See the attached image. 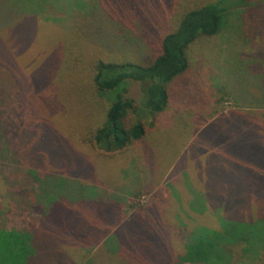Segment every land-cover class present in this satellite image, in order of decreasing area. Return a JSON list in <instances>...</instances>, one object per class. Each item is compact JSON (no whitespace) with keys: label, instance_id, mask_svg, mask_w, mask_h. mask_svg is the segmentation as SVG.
<instances>
[{"label":"trees","instance_id":"1","mask_svg":"<svg viewBox=\"0 0 264 264\" xmlns=\"http://www.w3.org/2000/svg\"><path fill=\"white\" fill-rule=\"evenodd\" d=\"M79 1L82 3L77 6V0H0V86L11 92L17 89L22 95L26 84L39 83L43 78L38 76L30 82L25 77L19 80L20 73L6 65L3 57L16 47L35 51L44 46L45 53L48 37H35L33 32L38 28L49 34L58 29L67 31L70 37L60 41L58 54H52L51 62L55 68L59 66L79 77L84 68L91 96L109 98L99 118L95 117L96 124L87 127L83 138L101 154L139 145L155 115L167 106L169 86L187 71V50L191 44L217 36L230 11L246 10L264 2L184 1L173 30L163 36L155 53L140 60V40L134 25L122 21L112 24L103 7L111 0ZM68 4H73L75 11L70 21L64 17ZM77 14L83 19L76 20ZM92 34H99L103 38L99 39L104 40L96 48L115 55L127 54L131 60L93 58L89 62L84 54L90 46L85 48V44H89ZM6 48L10 51L6 52ZM49 54L50 51L46 55ZM48 86L51 87H42L38 94L41 98L46 99L50 90L55 93V86ZM258 91L255 103L240 106L260 113L264 122V87ZM237 98L233 96L235 102ZM53 112L54 118L63 113ZM58 165L39 164L38 168L26 170L24 179L36 183L27 195L28 207L40 212L44 223L36 231L0 232V264H46L43 261L48 254L56 260L48 264H106V260L115 264H251L264 256V180L247 176L248 171L243 170V182H226L228 186L210 180L215 179L210 170L208 179H203L202 173L199 179L203 188L194 185L198 191L195 194L201 192L205 202L202 208L193 206L194 197L184 204L178 201V208H171L174 199L167 197L164 203L154 201L125 213L123 194L111 191L106 183L94 178L91 167H69L73 173L66 176L55 171ZM182 224L188 235L178 245L177 230Z\"/></svg>","mask_w":264,"mask_h":264},{"label":"rangeland","instance_id":"2","mask_svg":"<svg viewBox=\"0 0 264 264\" xmlns=\"http://www.w3.org/2000/svg\"><path fill=\"white\" fill-rule=\"evenodd\" d=\"M111 1L103 5L111 23L134 25L142 60L155 53L163 36L173 30L184 1L194 4L203 0ZM81 3L77 0V6ZM71 6L64 8L68 21L74 19ZM75 18L83 19L78 14ZM96 18L101 19V15ZM41 31L38 28L33 35L48 37L45 53L44 46L35 51L16 47L11 51L6 48L10 53L3 57L6 65L20 73L19 80L25 77L30 82L36 76L43 79L35 85L26 84L22 95L17 89L11 92L0 86V232L36 231L43 225L41 213L28 207L27 195L36 183L24 179L26 170L39 164H60L54 169L66 176H72L69 167H91L94 178L123 194L125 213L154 201L164 203L167 197L174 199L171 208L193 197L195 208L204 207L195 186L203 188L199 178L204 173L203 179H208L209 170L215 178L210 180L225 182V186L226 182H243L244 171H248L247 176L264 180V122L260 113L240 106L255 103V93L264 87V2L230 11L217 36L191 44L187 50L188 69L169 86L165 109L155 115L139 145H129L113 154H101L83 142L87 127L96 124L95 117L99 118L109 98L91 96L84 68L79 71L80 78L59 66L55 68L51 62L52 54H58L60 41L70 37L67 31ZM90 38L85 44L90 48L84 54L89 62L93 58L131 60L127 54L115 55L96 48V44L104 43L99 34ZM50 84L55 86V93L50 90L46 99L41 98L38 94L42 87L50 88ZM232 95L238 97V105ZM54 110L63 113L54 118ZM177 233L179 245L186 241L188 230L182 224ZM62 243L67 245L66 239ZM53 257L48 254L43 263L56 261ZM2 259L0 255V263ZM251 264H264V256Z\"/></svg>","mask_w":264,"mask_h":264}]
</instances>
